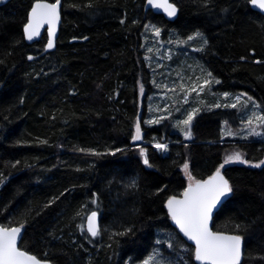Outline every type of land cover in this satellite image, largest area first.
Masks as SVG:
<instances>
[{
	"label": "trees",
	"instance_id": "1",
	"mask_svg": "<svg viewBox=\"0 0 264 264\" xmlns=\"http://www.w3.org/2000/svg\"><path fill=\"white\" fill-rule=\"evenodd\" d=\"M144 2L62 0L51 51L45 50V33L33 43L23 38L33 0L0 5V173L7 177L0 185V224L27 220L19 246L52 264L137 263L157 248L166 263L196 264L193 247L164 207L168 196L187 186L182 165L187 161L192 175L205 179L232 151L253 163L264 160V126L259 140L222 134L225 121L240 126L245 107L208 108L224 92L243 93L242 102L252 97L264 114V16L248 0H171L178 11L169 20L144 10ZM145 25L160 28L163 41L197 32L208 41L196 51L195 65L220 83L207 89L190 139L173 131L172 120L143 123L146 100L155 91L142 41ZM138 118L142 141L156 136L168 145L166 154L132 141ZM140 147L152 167L141 161ZM117 148L123 151L112 155ZM222 173L234 192L215 213L212 228L231 233L239 223L241 264H264V167L232 163ZM93 193L97 204L91 203ZM91 211L100 217L95 238L78 227ZM128 228L130 233L117 235ZM169 239L172 249L163 243Z\"/></svg>",
	"mask_w": 264,
	"mask_h": 264
},
{
	"label": "snow or ice",
	"instance_id": "2",
	"mask_svg": "<svg viewBox=\"0 0 264 264\" xmlns=\"http://www.w3.org/2000/svg\"><path fill=\"white\" fill-rule=\"evenodd\" d=\"M249 4L257 10L264 11V0H248ZM146 3L154 9H161L168 17H174L177 15V7L170 0H146ZM91 5H89L90 7ZM61 7L62 0H33L30 11L27 15L26 23L23 25V35L27 41H33L34 38L41 35V29L47 26V43L45 45L46 50L53 49L55 46V39L57 36V26L61 21ZM123 23V21H121ZM145 28H151V31L156 37L161 34V29L154 25H145ZM197 37H201L202 34L197 32ZM194 37L189 36L187 39L190 41ZM84 39H87L85 37ZM177 43H184V41L177 40ZM208 43L207 39L203 40V44ZM203 48L196 49V51H202ZM149 52L153 49L149 48ZM29 60L33 57L29 56ZM147 59V57H146ZM241 60L246 59L241 57ZM260 63L261 61H256ZM183 79V77H181ZM197 77L196 81H193L190 85L181 83L178 85L180 91L183 93V102L188 103L189 96L191 93H196L197 96L204 92L205 89H210L213 83L219 84L220 81L213 77L211 72L206 73V78L202 82ZM155 84V81H153ZM160 87V85H156ZM141 92H143V86H141ZM176 91V88L171 89ZM229 93L224 92L222 96L227 100ZM246 94L238 95L234 98L232 103H221L217 102L208 106L211 108H231L236 109L238 106L247 107L249 102H252L253 107H256L255 102L252 101V97H247V100L242 102L241 97ZM203 104V101H199ZM166 111L171 115V109L166 108ZM202 109L200 107H193L187 111L184 119H179L175 123L177 127L184 135L186 139L192 137V125L194 118ZM176 111H180L177 108ZM167 117L159 116L154 119L144 121L145 124H159L161 120ZM246 128L249 129V136H258L261 133L256 131L257 127L264 126V114H258L253 112L246 121H242ZM227 124V121H225ZM222 134L227 136L235 135L231 129H222ZM247 139V137H244ZM132 141H140L143 139L141 121L138 118L135 123V131L131 137ZM40 143H47V141H40ZM153 147L160 152H166L168 145L165 143L156 142ZM80 152H89L93 155H102L93 149H77ZM122 149H115L111 151L112 155L116 152H121ZM139 154L143 160V163L152 167L149 163L147 156V149L140 147ZM232 163H240L249 165L253 168L264 167V160L253 163L246 159L245 154L240 151H232L230 154H226L223 162L216 168V170L209 175L206 179H197L194 177L189 169V163L187 161L182 165L188 183L183 189L179 196L171 195L168 196L164 207L167 209V215L175 226L179 229V232L187 238L188 241L192 242L194 246L191 251V257L196 264H241L242 260V241L243 237L238 234L241 228L239 223L234 224V231L229 233L225 231H214L211 224L214 220L215 212L229 199L230 195L234 192L233 185L225 175L222 173V169L226 165ZM20 164V161H16L11 167L15 168ZM7 177L3 173H0V185H2ZM129 187H135V181L132 182ZM164 189H158L163 191ZM68 190L66 189L65 192ZM61 196L64 193L60 194ZM96 194L93 193L92 204H97ZM60 197H53L48 201L45 208L50 207ZM81 215L80 212L77 213ZM97 211H91L86 217V232L91 237L95 238L101 234L100 226L97 222ZM27 220L21 221L18 225L13 226L11 223L8 225L0 224V264H50L47 259L38 258L37 255L31 254L27 249H22L18 241L22 240V232L25 229ZM82 230L85 229V225H78ZM132 231L131 228L126 229L125 232L117 233V235H126ZM157 244H161L162 241L157 240ZM167 243L168 248L172 249L175 244L171 239L164 241ZM47 253H45V256ZM159 257V258H158ZM143 264H165V260L162 257V253L154 249L153 254L143 261Z\"/></svg>",
	"mask_w": 264,
	"mask_h": 264
},
{
	"label": "rangeland",
	"instance_id": "3",
	"mask_svg": "<svg viewBox=\"0 0 264 264\" xmlns=\"http://www.w3.org/2000/svg\"><path fill=\"white\" fill-rule=\"evenodd\" d=\"M196 34V33H195ZM195 34L192 36L194 37L192 40H188L185 38L184 43H177V39L163 41L161 40L160 36L156 37L154 33L151 31V28H148L144 31L142 38L145 44V51L146 54L150 57V63L152 67V82L155 81L154 84V93L149 96L146 100L145 104V114H144V121L154 119L159 116L167 117V120H172L173 122V131L177 133H182L177 127H175V123L179 119H184L187 111L191 110L193 107H199V101L204 102V97H206V91L200 93L199 96L196 93H191L189 96L188 103L183 102V93L180 91L178 85L181 83L185 85H190L193 81H196V78L199 77L200 81L202 82L204 78H206V73L202 69L200 65L196 66L195 63H198L195 59L196 49H200L204 47L203 38L197 37ZM152 48L153 51L149 52L148 49ZM183 77V79H181ZM156 85H160L157 87ZM176 88V91H172L171 89ZM206 95V96H205ZM236 96H229L227 102L225 103H232L234 102V98ZM219 102H222L224 99L223 96H219ZM217 103V102H216ZM171 109V115L165 109ZM177 108H180V111H176ZM253 112L258 114L259 110L257 107H253V105L249 108L244 109V114L241 116L239 122L240 126L236 129L230 127L228 125H224L222 129H231L235 135L227 136L223 135L224 137H228L229 139H245L247 138H254L260 139L262 135L258 136H249L248 132L249 129L245 127L242 121H246L249 116L252 115ZM143 121V123H144ZM149 125V124H145ZM153 125V124H151ZM256 131L261 133V126L256 128ZM184 136V135H183ZM138 144L146 143L153 146L154 143L158 142L156 136H153L152 140L149 141H136ZM161 143V142H160ZM154 148V147H153ZM155 149V148H154ZM157 150V149H155ZM158 151V150H157ZM161 155L166 154V152H160ZM139 154V149H138ZM140 156V154H139ZM141 161L143 162L141 156ZM185 175V173H184ZM186 176V175H185ZM188 183V180L186 181ZM88 215V214H87ZM86 215V217H87ZM86 217L83 221H85ZM157 250H159L157 248ZM153 252L150 254L152 255ZM149 255V256H150ZM147 256L145 259H147ZM159 258V257H158ZM141 260L137 263H125V264H143ZM165 264H170L166 263Z\"/></svg>",
	"mask_w": 264,
	"mask_h": 264
},
{
	"label": "water",
	"instance_id": "4",
	"mask_svg": "<svg viewBox=\"0 0 264 264\" xmlns=\"http://www.w3.org/2000/svg\"><path fill=\"white\" fill-rule=\"evenodd\" d=\"M7 1H9V0H0V5H2V4H4V3H6ZM170 2H171V0H170ZM249 6L253 9V10H255L256 12H258V13H260L261 15H263L264 16V11H260V10H257L256 8H254L253 6H251L250 4H249ZM31 8V7H30ZM152 10L154 13H157V14H162L165 18H167V19H169V20H172V19H174L175 18V16L174 17H168L167 15H166V13H164L163 12V10H161V9H154V8H152L150 5H148L147 3H146V0H145V2H144V10ZM29 11H30V9H29ZM28 11V12H29ZM28 15V14H27ZM60 25H61V21H60V23L58 24V26H57V36H56V39H57V37H58V33H59V28H60ZM22 33H23V29H22ZM45 33V35H46V41H45V45H46V43H47V26H44V28H42L41 29V35L39 36V37H36V38H34V40L33 41H27L25 38H24V35H23V38H24V40H25V42L26 43H33V42H35V41H37V40H39L41 37H42V35ZM56 39H55V46H56ZM55 46H54V48H55ZM53 48V49H54ZM53 49H50V50H46V51H51V50H53ZM226 178V177H225ZM206 179V178H205ZM227 179V178H226ZM231 196V195H230ZM166 209V208H165ZM219 210V209H218ZM217 210V211H218ZM166 211H167V209H166ZM216 211V212H217ZM215 212V213H216ZM88 214H90V213H88ZM215 215V214H214ZM170 221H171V219H170ZM97 222H98V224H99V226H100V217H99V214H98V216H97ZM84 225H85V229H86V219H85V223H84ZM171 225L174 227V229L176 230V232L184 239V241L185 242H187L188 244H190L192 247H194L193 245H192V242L191 241H188L187 240V238L186 237H184L183 236V234L182 233H180L179 232V229L175 226V224L171 221ZM211 227H212V224H211ZM215 231V230H214ZM23 233H24V231L22 232V236H23ZM21 241V240H20ZM20 241H18V244H20ZM243 250H244V244H243V241H242V259H243ZM242 261V260H241ZM50 262V261H49ZM50 264H52L51 262H50Z\"/></svg>",
	"mask_w": 264,
	"mask_h": 264
}]
</instances>
